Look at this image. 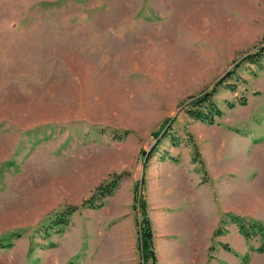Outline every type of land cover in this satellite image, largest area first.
Returning a JSON list of instances; mask_svg holds the SVG:
<instances>
[{
    "label": "rangeland",
    "instance_id": "1",
    "mask_svg": "<svg viewBox=\"0 0 264 264\" xmlns=\"http://www.w3.org/2000/svg\"><path fill=\"white\" fill-rule=\"evenodd\" d=\"M262 45L264 0H0V264H143L136 194L156 264H264Z\"/></svg>",
    "mask_w": 264,
    "mask_h": 264
},
{
    "label": "trees",
    "instance_id": "2",
    "mask_svg": "<svg viewBox=\"0 0 264 264\" xmlns=\"http://www.w3.org/2000/svg\"><path fill=\"white\" fill-rule=\"evenodd\" d=\"M251 59L252 62L257 64H262L264 60V45L259 47L257 50L252 52L244 61ZM237 63L236 67H239ZM236 67L230 70L225 76L226 78L220 79L214 87L207 89L203 93L195 96H191V100L186 101L184 105V111L188 113L191 117L201 119L208 123L216 122L217 118H220L224 114V110L220 107L219 103L215 99L216 93L220 86L225 85V88L235 89V82H227L228 78H232L236 73ZM229 107L233 108L237 105L236 102H228ZM240 105L247 104V98H240ZM170 120L166 121L167 125ZM164 125V126H165ZM156 137L160 136L161 130L153 132ZM152 153L149 154L150 157ZM123 174H115L110 179L104 181L98 185L93 191L92 195L86 199H83L80 204L68 205L64 210H62L56 218V225L66 226L69 224L72 215L83 208H98L103 205L106 197L112 195L114 191L119 187L121 180L123 179ZM139 185L136 186V193L138 192ZM136 201H138L139 207L142 209V222L140 224V243L139 250L142 255L143 264H156L157 255L154 249V232L152 229L151 221L148 216L146 202L141 198L139 194H136ZM235 221L240 225L241 231L246 235L247 239L255 236L252 233L256 232L261 235L262 243L257 247L258 252H264V227L261 222L254 221L250 226L251 230L246 229L245 224L242 223L241 217L235 216Z\"/></svg>",
    "mask_w": 264,
    "mask_h": 264
}]
</instances>
